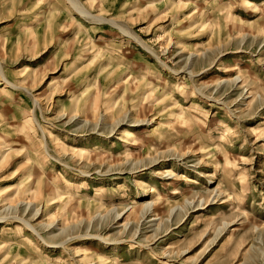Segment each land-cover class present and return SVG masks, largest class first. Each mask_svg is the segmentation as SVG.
Wrapping results in <instances>:
<instances>
[{
    "label": "rangeland",
    "instance_id": "374dc122",
    "mask_svg": "<svg viewBox=\"0 0 264 264\" xmlns=\"http://www.w3.org/2000/svg\"><path fill=\"white\" fill-rule=\"evenodd\" d=\"M77 1L0 0V264H264V0Z\"/></svg>",
    "mask_w": 264,
    "mask_h": 264
},
{
    "label": "bare ground",
    "instance_id": "6f19581e",
    "mask_svg": "<svg viewBox=\"0 0 264 264\" xmlns=\"http://www.w3.org/2000/svg\"><path fill=\"white\" fill-rule=\"evenodd\" d=\"M70 5L72 6L73 10L83 16L84 18L86 19H91L93 21H96V20H99V21H102V22H106V23H109L111 24L112 26H117L115 22L111 21V20H108V19H105V17L102 18V16L100 14H97V15H94L92 14L88 9H86L80 2H78L77 0H68ZM101 22V23H102ZM128 33V32H127ZM130 34V33H129ZM130 36V35H129ZM137 42V41H136ZM237 70V68H232V69H229V70H226L225 72L227 73H234L235 71ZM223 72V71H222ZM7 82V81H6ZM243 79L241 78V76L236 73V75H231L229 76L227 79H224L221 83L222 84H225V85H232V86H238L239 84H243ZM8 83V82H7ZM11 87L13 88H20V89H24L22 86H19L18 84H15V83H10ZM231 86V87H232ZM25 90V89H24ZM35 102V105H37L36 103H38L36 100L34 101ZM146 121V120H145ZM137 123V122H135ZM151 123V122H150ZM116 126V125H115ZM117 127V126H116ZM134 139V138H133ZM140 144V143H139ZM72 150V149H71ZM133 152V150H132ZM127 159V160H126ZM133 159V156L132 154L130 153H126L125 154V160L126 161H130ZM150 159V158H149ZM148 159V160H149ZM124 162V161H123ZM135 162V161H134ZM155 162V160L152 161V163ZM151 165V164H150ZM130 166L133 167L135 165V163H130ZM128 167V166H127ZM141 167V165H140ZM138 167V168H140ZM129 168V167H128ZM135 169V168H134ZM137 169V167H136ZM167 176H172L170 173L168 174L167 173ZM216 190V189H215ZM178 192V191H177ZM177 192H172V195H175L177 194ZM209 192V191H208ZM214 191H212L213 193ZM216 193H218V190L215 191ZM179 194V193H178ZM211 194V193H210ZM221 194V193H220ZM149 195L153 196V199L151 198V201H146L142 206H141V211L144 210L143 212V216H151V215H155L157 213V209H156V201H158V197H159V194L156 195L155 193V190L149 188ZM219 197V195H217ZM157 197V199L155 198ZM156 201H155V199ZM193 198V197H192ZM171 199V198H170ZM187 199V198H186ZM198 199V198H197ZM168 200V199H167ZM187 202V201H186ZM26 203V202H25ZM32 203L28 202L26 203L27 206H30ZM199 204H200V201H199ZM191 205L190 202L188 203H185L184 205H175V206H172L168 209V216L171 217V216H176L178 217V215L182 214V213H186L187 211V207L189 208ZM199 206V205H198ZM176 213V215H174ZM116 217H119V215H117ZM22 222V220H20ZM23 223V222H22ZM23 224H26L25 226L29 227L28 223L24 221ZM30 229V228H29ZM41 238V237H40ZM252 261V260H251ZM251 263V262H250Z\"/></svg>",
    "mask_w": 264,
    "mask_h": 264
}]
</instances>
